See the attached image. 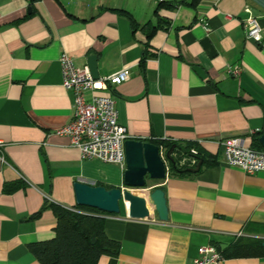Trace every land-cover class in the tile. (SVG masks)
I'll return each instance as SVG.
<instances>
[{"label":"crops","instance_id":"crops-1","mask_svg":"<svg viewBox=\"0 0 264 264\" xmlns=\"http://www.w3.org/2000/svg\"><path fill=\"white\" fill-rule=\"evenodd\" d=\"M194 1L166 0L177 4L170 9L144 0H0V264H41L30 246L56 236L57 217L49 208L32 217L47 202L76 209V182L124 186L120 167L82 159L56 134L75 111L62 84L63 53L81 68L96 55L100 78L129 70L128 81L88 97H115L132 139L198 142L216 161L192 176L148 184L165 190L168 221L153 208L150 218L132 219L123 203L120 214L105 215L106 233L121 248L99 264H193L201 247L225 251L240 240L259 250L264 171L228 165L222 144L241 137L264 149V0ZM246 7L263 29L261 42L246 36ZM147 23L159 26L151 39ZM14 183L23 185L6 193ZM222 264H264V255L224 256Z\"/></svg>","mask_w":264,"mask_h":264},{"label":"built area","instance_id":"built-area-1","mask_svg":"<svg viewBox=\"0 0 264 264\" xmlns=\"http://www.w3.org/2000/svg\"><path fill=\"white\" fill-rule=\"evenodd\" d=\"M160 3L166 0H144ZM248 17L245 19L246 36L256 42L262 41L263 29L258 19L252 14V9L246 7ZM62 69V84L74 95V118L56 134L65 135L73 147L80 152L82 159H96L103 163L113 164L126 170L125 142L132 139L128 129L118 120L116 98L104 95L88 97L89 92L109 90L110 86H118L130 79L127 69L121 70L105 78L94 79L89 68L76 65L74 59L63 53L60 57ZM238 76L240 71H232ZM4 143L0 142V148ZM225 162L230 166L241 168L247 174L264 171V149L256 150L245 144L241 137L227 139L222 144ZM193 153H196L193 151ZM161 157L165 161L167 176L170 162L166 152L161 148ZM180 165H197L196 159L182 158ZM145 191L148 189H143ZM71 211L83 213L78 209ZM223 254L215 246H203L199 249V257L193 264H222Z\"/></svg>","mask_w":264,"mask_h":264},{"label":"trees","instance_id":"trees-1","mask_svg":"<svg viewBox=\"0 0 264 264\" xmlns=\"http://www.w3.org/2000/svg\"><path fill=\"white\" fill-rule=\"evenodd\" d=\"M29 1L33 5L39 0ZM183 3L185 2L183 1L182 4ZM158 4L159 8L167 7L174 9L177 7V4H168L166 1ZM196 4L197 0L192 3V5ZM121 12L131 20L134 29L140 26L128 11ZM142 29L149 31L148 38L151 39L159 29V26L147 23L142 26ZM147 57L148 55L145 52L141 60L142 66L145 65ZM140 141L151 142L162 148L165 152L172 147H175L173 151L175 164H170L169 176H192L196 174L191 172L190 169H194L197 165L193 167L189 165L181 166L179 161L182 158L196 159L197 164L199 161H203L200 171L216 164L214 158L206 152L198 142L175 141L171 139H150ZM193 151L196 153H193ZM162 181L164 180H156V182ZM22 185L20 183L6 184L4 191L6 193H12ZM158 188L163 189V187ZM108 189H111V187H108ZM48 208L51 209L57 217V227L55 229L56 236L50 241L36 243L30 246L32 253L41 264H99L100 258L104 255L111 257L119 255L121 248L120 242L111 239L106 233L104 217L105 215L117 214H109L95 208L77 205L76 209L83 212L79 213L71 211L63 206L47 202L46 206H44L32 218H40L44 210ZM263 243V241L253 242V245H256L259 248L257 252H250L251 247H247L241 240L231 247H228L225 251L218 250L223 256L227 257L248 255L260 256L264 255Z\"/></svg>","mask_w":264,"mask_h":264},{"label":"water","instance_id":"water-1","mask_svg":"<svg viewBox=\"0 0 264 264\" xmlns=\"http://www.w3.org/2000/svg\"><path fill=\"white\" fill-rule=\"evenodd\" d=\"M31 12V10H29ZM204 47L210 51V56L216 55L209 38L203 40ZM88 67L94 79H99L98 57L88 58ZM264 142V136L261 138ZM172 147L166 152L171 164H175ZM161 148L151 142L129 139L125 142L126 170L124 172V186L108 189L105 186H93L82 182L75 183L77 205L98 209L109 214H120L121 203L127 206L128 216L132 219H148L155 211L160 221L169 220V209L166 192L161 188L147 190L144 194L137 190L148 189L147 177L151 180H165L167 178L166 164L160 154ZM203 161H199L191 172L201 170ZM264 246V244H263Z\"/></svg>","mask_w":264,"mask_h":264},{"label":"rangeland","instance_id":"rangeland-1","mask_svg":"<svg viewBox=\"0 0 264 264\" xmlns=\"http://www.w3.org/2000/svg\"><path fill=\"white\" fill-rule=\"evenodd\" d=\"M147 181H148V184L156 182V180H151L149 177H147ZM137 193L144 194V191L139 190V191H137Z\"/></svg>","mask_w":264,"mask_h":264}]
</instances>
